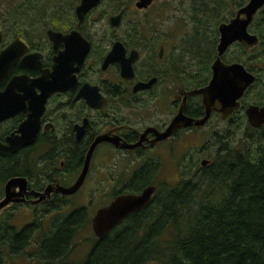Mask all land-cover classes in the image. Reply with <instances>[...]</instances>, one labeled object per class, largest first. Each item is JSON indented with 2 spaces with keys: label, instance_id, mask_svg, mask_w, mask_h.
Listing matches in <instances>:
<instances>
[{
  "label": "flooded vegetation",
  "instance_id": "flooded-vegetation-1",
  "mask_svg": "<svg viewBox=\"0 0 264 264\" xmlns=\"http://www.w3.org/2000/svg\"><path fill=\"white\" fill-rule=\"evenodd\" d=\"M156 1L151 0L147 6L138 7L136 3L140 0H100L79 22L75 14V7L80 3L77 0L73 9L75 21L41 28V34L4 35L0 23V52L18 38L26 45L20 43L18 48H14V55L18 56L11 59L13 61L0 77V142L8 144L7 138L20 136L22 132L29 136L33 128L29 119L34 116L38 120L31 141L0 152V199L5 195L9 180L22 178L25 182L23 187L15 184L8 189L20 196H14V201L0 212V228L5 238L8 239L11 231H15V242L8 243L6 253L10 255L12 250H17L18 257L24 259L21 264H88L86 258L93 245L98 243L92 229V217L96 211L118 196L137 195L146 187L153 186L149 201L125 215L109 230L131 232L136 224V232L149 234L154 225L150 219L155 204L162 203L165 198L160 194V186L162 192H166L165 186L171 180L164 171L169 169L164 163L166 155V159L170 157L173 162L176 158L174 166L179 169L180 165H184L186 154L184 136L196 134L213 116L219 119L213 111L203 126L181 127L170 136L159 138V133L164 132L178 112L183 98L184 115L193 118L204 115L201 97L187 95L186 91L206 85L211 77V67H205L209 70L208 75L199 82L192 77L198 72L190 70L186 73L184 62H180L179 78L170 88V63L157 67L158 61L169 56L168 47L160 41L163 36L154 33L160 26L159 18L165 13V2L156 6ZM97 10L98 16L94 17ZM116 16L119 19H112ZM102 19L107 21L109 32L106 34L104 31L96 37L88 29L94 21ZM123 22L127 23L126 28ZM213 24L217 32L218 24L215 21ZM48 30L62 35L72 30L79 31L89 43L87 53L78 63L82 50L78 42L77 56L74 59L68 57L66 61L69 64L60 60V53L68 43L61 39L55 43L49 38ZM181 42L183 46L185 42ZM116 44L120 51L115 52V59L106 61ZM232 45L221 57L226 63L239 62L225 57ZM251 49L243 48L244 59L245 51ZM180 55L177 57L181 61L183 57ZM239 63L245 67V63ZM194 70H199V67ZM245 70L253 74L255 80L239 99V108L233 116L242 112L246 118L245 108L249 104L264 106V99L255 103L246 101L250 91L259 84L264 85L260 75L264 66L245 67ZM231 118L225 121L230 122ZM214 132L217 130L214 129ZM174 150H181L179 157L172 153ZM204 160L206 162L201 166H210L211 159ZM85 166V176L79 186L70 193H64V189L76 181ZM160 171L162 178H159ZM177 182H180V175ZM19 209L28 214L30 220L16 228L11 220ZM63 217L73 218L75 222L90 221L93 241L79 256H73L72 250H77L74 246L70 248L71 244L67 251L66 247L60 251L61 248L57 250L52 245L43 251V239L57 232L50 220ZM42 218L49 219L47 226H42ZM143 219L146 220L144 224ZM129 220H133L131 226L128 225ZM37 232L38 237L34 238ZM57 251L65 260L54 263ZM8 260L6 264H12Z\"/></svg>",
  "mask_w": 264,
  "mask_h": 264
},
{
  "label": "trees",
  "instance_id": "trees-1",
  "mask_svg": "<svg viewBox=\"0 0 264 264\" xmlns=\"http://www.w3.org/2000/svg\"><path fill=\"white\" fill-rule=\"evenodd\" d=\"M76 1L55 0L67 3L65 21H56L55 14L52 15L55 27L73 22ZM246 1L191 2L190 21L193 24L188 32L191 39L186 40L185 35L181 38L185 42L179 52L183 60L178 57L177 62L178 66L184 62V69L189 73L194 70L191 61L198 60V73L192 74L195 81H203L209 72L205 67L209 68L216 54L218 31L213 22L219 25L227 19L220 15L214 18V11L219 6L222 10L235 6L230 12L231 17ZM0 23L2 26L5 24L1 17ZM248 30L257 34L259 44L245 51V59L243 48L238 44L231 60L245 63V67L251 69L264 63V7L257 12ZM3 33L8 35L5 29ZM20 33L19 28L14 31V35ZM173 70L180 69L176 67ZM246 129L242 145L227 144L232 139V133L227 129L212 133L218 146L210 166L196 167L188 178L182 172L184 178L165 186L164 193L160 186V194L165 198L162 203L155 204L150 219L154 222L151 232H136L135 224L131 232L120 233L114 229L102 238L95 236L98 243L93 245L86 258L88 264H264V126L253 128L248 124ZM72 220L69 217L52 220L51 226L57 232L43 239V251L50 249L49 245L57 250L61 248L60 251L66 247L67 251L85 221ZM145 221L143 219V224ZM132 223L133 220L128 221V225ZM14 232L11 231L7 239L0 228V264H6L8 258L9 263L17 264V250H12L10 255L6 253L8 243L15 242ZM60 251L56 255L63 259Z\"/></svg>",
  "mask_w": 264,
  "mask_h": 264
},
{
  "label": "water",
  "instance_id": "water-1",
  "mask_svg": "<svg viewBox=\"0 0 264 264\" xmlns=\"http://www.w3.org/2000/svg\"><path fill=\"white\" fill-rule=\"evenodd\" d=\"M100 0H80V3L75 7V14L81 22L83 16ZM151 0H140L136 5L138 7L147 6ZM264 7V0H247L245 4L237 8L234 15L227 21L222 22L218 25V42L216 44V56L211 63V77L208 83L204 86L192 88L186 91L187 95L200 96L201 104L204 107V115L199 118L188 117L183 114L184 101L183 98L178 112L171 119L170 124L164 130L159 133V138L170 136L174 131L181 127L188 126H203L210 114L215 111L221 121L227 120L234 111L239 108V99L243 96L244 91L247 87L255 80L253 74L245 70V67L239 62L226 63L221 57L227 50V48L233 43L240 44L245 50L251 49L256 46L259 42V37L249 32L248 28L253 22L257 12ZM112 19H119L116 16ZM47 34L49 38L58 43L61 39L68 43L66 49L60 53V60H68V57L75 58L77 56V44L80 43L82 46L81 54L79 55L78 63L82 57L87 53L89 49V43L84 39L81 33L77 30H72L66 35H62L59 32L48 30ZM59 39V40H58ZM2 40V27L0 24V42ZM25 43L21 38L16 39L14 42L9 44L5 49L0 52V77L6 72V68L9 67L12 58H16L18 55H14V48H18L19 44ZM118 44L114 45L106 59L113 60L115 52L119 50ZM120 51V50H119ZM10 61H7V60ZM68 62V61H66ZM70 62H68L69 64ZM131 73V70H129ZM143 87L145 84H141ZM245 115L247 122L251 127H260L264 124V106H258L249 104L245 108ZM37 117H31L29 123H33L32 132L29 136L22 135L15 136L14 138H7L8 144L0 142V152L14 149L16 146L23 145L33 139L37 127ZM205 160H201V165L205 164ZM86 166L80 172L76 181L68 188L64 189V193H70L74 191L85 176ZM24 180L22 178L11 179L6 183L5 195L0 199V212L1 210L14 201V196H20L19 193H13L9 188L15 184H19L20 187L24 186ZM154 187H146L140 194H127L121 195L115 198L108 204L98 209L95 215L92 217V229L94 234L98 238H102L110 229H112L125 215L133 212L143 205H145L151 194L153 193ZM46 189V193H47Z\"/></svg>",
  "mask_w": 264,
  "mask_h": 264
},
{
  "label": "rangeland",
  "instance_id": "rangeland-1",
  "mask_svg": "<svg viewBox=\"0 0 264 264\" xmlns=\"http://www.w3.org/2000/svg\"><path fill=\"white\" fill-rule=\"evenodd\" d=\"M192 1L193 0H157L156 1L157 2L156 6H159L160 3L162 2H165V13L163 12L161 18L158 17L160 19L159 22L160 26L158 30L154 33L157 34L159 33L163 36V38H160V41L163 42L168 47V56H169V58L166 56L164 60L158 61L157 67H161V66L163 67L166 66L168 62L170 63L168 69L170 70L168 76L169 79L168 82L170 84V88H171V84L177 82V78H179V74H177L178 70L176 71L173 69L178 67L177 56L180 52V48L182 45L181 38L183 39L185 35L186 40L191 39V35L188 34V32L191 31V27L193 24L190 21V14H191L190 4ZM22 4L23 7H21ZM66 4L67 3L55 2V0H33V1L0 0V17L5 22L3 28L8 33V35H11L12 33L14 35V31H17L18 28L21 30L20 33L21 36L28 34L32 35L34 33L41 34L40 33L41 28L43 30L45 27H48L52 24L54 26V23L52 22L53 14H55L53 16L56 17L55 19L56 21L57 19H59L58 21H65L64 18L66 17V12L64 10H66ZM234 7L235 6H233V8L229 7L228 10L225 9L222 10V7L219 6V9L217 8L214 11L213 16L215 18L218 15H220L228 18L231 10H233ZM97 13L98 10L94 12L93 16L97 17L98 16ZM106 22L107 21L104 19L98 22L94 21L92 25H90V28L88 29L89 32L92 35L93 34L96 35V37L104 33V31L107 34L109 32V26ZM122 25L124 28L127 27L126 22H123ZM205 46L206 45H204V47ZM237 50H238L237 45H232L228 50V52L226 53L225 56L226 59L230 60V58L233 57L234 53ZM191 64H192L191 67L193 69H196L198 60L193 59L191 61ZM262 64L264 66V63ZM173 71H174V76L172 78ZM192 71H196V70H192ZM260 75L262 76V80H264V70L260 72ZM205 77H203L202 80L206 79ZM263 99H264V85L262 84L257 85V87L254 90L250 91L246 96V101L251 103L262 101ZM247 123L248 122L246 121V118L243 116L242 112L240 114L238 113L234 115L230 122L221 121L218 118H216V116H213L207 125H205L203 128L198 129L196 134H192V135L186 134L184 136L185 137L184 143L186 148L184 165L183 164L180 165L179 169L177 167L175 168L177 162L176 158L173 162L172 158L170 157L168 160L166 159L167 155L164 160V163L166 162V165L169 168L168 170L166 169L164 170L165 173L167 174L168 179H171L169 184L172 185L175 184L178 175H180V178H184V174L181 176L182 172L186 173L185 177L188 178L191 175V173L196 169V167L201 166L200 165L201 159L209 158L211 159V162L213 161L214 154L218 146V144L216 146L217 142L215 141L214 139L215 137L212 134V131L214 129L217 130L218 132L221 129H227L232 133L230 135V137L232 136V139L228 141L227 143L228 145H242V139L245 135V131L247 130L246 127L248 126ZM172 153H174L176 157H179V155L181 154V150L179 152L174 150ZM112 166L113 164L111 163L110 167ZM159 178H162L161 171L159 172ZM206 188L207 186H204V189ZM42 219H43L42 226H47L49 223V219L48 218H42ZM29 220H30L29 215L24 214V212H22V209H19V211L12 218L11 224H13L16 228H20L26 221ZM52 220L53 219H51L50 221ZM38 234L39 232L35 234L34 238H37ZM93 236L94 235L90 228V221L88 219H85L84 223L81 225L80 229L77 231V233L75 234L74 238L71 240L70 243L71 247L74 246L76 247L77 250L76 252H74V250H72L71 252L73 253L74 257L81 255V253L84 250L88 249L89 243L93 241L92 240ZM58 258L59 256L55 258L57 259V261H55L54 263L62 262L65 260V259L58 260ZM16 260H17V264H21L22 262H24V259H22L21 256Z\"/></svg>",
  "mask_w": 264,
  "mask_h": 264
}]
</instances>
